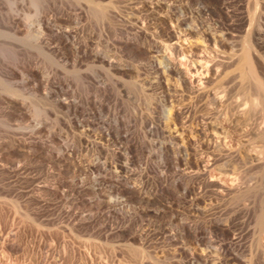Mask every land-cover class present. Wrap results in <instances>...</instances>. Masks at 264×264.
<instances>
[{
  "label": "rangeland",
  "instance_id": "obj_1",
  "mask_svg": "<svg viewBox=\"0 0 264 264\" xmlns=\"http://www.w3.org/2000/svg\"><path fill=\"white\" fill-rule=\"evenodd\" d=\"M248 1L0 0V264H264L253 232L264 201V6ZM179 15L195 29L181 43L194 61L231 58L209 83L221 105L191 101L177 76L170 94L156 79L162 57L192 79L165 48ZM45 25L68 31L67 45ZM245 40L253 73L241 76ZM254 99L257 110L234 119ZM171 104L183 113L175 122ZM207 120L223 125L213 163ZM196 157L205 159L197 173Z\"/></svg>",
  "mask_w": 264,
  "mask_h": 264
},
{
  "label": "bare ground",
  "instance_id": "obj_2",
  "mask_svg": "<svg viewBox=\"0 0 264 264\" xmlns=\"http://www.w3.org/2000/svg\"><path fill=\"white\" fill-rule=\"evenodd\" d=\"M32 1V3H33V5L34 6H37V4H38V0H31ZM102 1H106V0H91V2L94 4V5H96V6H102L103 7V4H104V2H102ZM111 0H108V2H110ZM210 1H213V2H215V3H218L220 0H210ZM250 1V0H249ZM248 1V2H249ZM252 1H254L257 5H263L264 6V0H252ZM251 1V2H252ZM165 2V1H164ZM207 2V1H206ZM225 2V1H224ZM228 2V1H227ZM247 2V1H246ZM158 3V2H157ZM156 3V4H157ZM168 3V2H167ZM204 3V2H203ZM226 3V2H225ZM254 3V4H255ZM165 4V3H164ZM252 4V3H251ZM255 4V5H256ZM154 5V4H153ZM210 6V5H209ZM220 6V5H219ZM102 7H100V8H102ZM142 7V6H141ZM143 8V7H142ZM179 8V7H178ZM148 9V8H147ZM153 9V8H152ZM162 9V8H161ZM262 9H264V8H262ZM165 10H166V8H165ZM169 10V9H168ZM147 11V10H146ZM156 11V10H155ZM164 11V10H163ZM174 11V10H173ZM228 11V10H227ZM261 11H264V10H261ZM148 12V11H147ZM180 12V11H179ZM149 13V12H148ZM177 14V13H176ZM179 14V13H178ZM182 14V13H181ZM229 14V13H228ZM154 15V14H153ZM163 15V14H162ZM184 15V14H183ZM166 17V16H165ZM165 17H163V20H164V22L166 23V18ZM178 17H181L180 15L178 16ZM223 17V16H222ZM254 17L255 16H250L249 17V23L250 24H252L253 23V21H254ZM29 18V17H28ZM162 19V18H161ZM247 20V19H246ZM187 21H186V19H185V17H181V18H179V20L177 21V26H175V25H172L173 23H175V22H173L172 24L171 23H168V25H167V29H166V31H167V35H168V39H169V44L167 45V46H165V48H168V50H170V51H172L173 52V54H175V56L177 55V57H179L180 56V58H183V59H185L187 62H188V67H189V71H190V73H191V81H189V79H186V77H185V75L183 74V69H182V65H178L176 62H170V61H168V60H166V59H164L161 55V57L163 58H160L159 60H155L156 58H154V62H153V65H154V68H155V70H156V79H157V81L166 89V93L167 94H170L169 92V86H168V84L170 83H168V79H170L169 77H173V76H177V78H179L180 80H181V82H182V84L185 86V87H187V90H189V92H191L192 94H190V95H192V97L190 96V98H191V101H194V99L196 100V99H201L200 101H202V99H204L205 98V101L206 100H209V101H212L213 103H216V104H218V105H221L223 102H224V95L222 94H220V92H219V90H217L216 91V87L214 86V87H211V86H209V83H210V81L211 80H213V79H219L221 76H222V73H224L222 70V67H223V65L225 64H227L230 60H231V58L229 57H226L225 56V58H228V60L229 61H226L225 59L223 60V59H216V57H215V59H213V58H211L209 55H207V54H197L196 56H195V60L196 61H194V57L190 54L191 53V49L189 50L190 51V55H187L186 53H188L187 51H185V50H183V46H182V44L183 43H186V41H188V39H189V35L190 34H192L194 31H195V29L192 27V26H190L188 23H186ZM160 24V23H159ZM45 27L47 28V29H49L50 31H51V33L55 36V37H57L58 39H59V41L63 44V45H67V43H68V38L70 37V33L68 32V31H61L60 33H58V31H55L54 30V28H52L50 25H45ZM178 27V28H177ZM254 27V26H253ZM251 32V31H250ZM206 35V34H205ZM222 35V34H221ZM225 35V34H224ZM72 36V35H71ZM220 36V35H219ZM233 37V36H232ZM211 38V37H210ZM231 38V37H230ZM251 39V38H250ZM226 40V39H225ZM230 40V39H229ZM219 41V40H218ZM231 41V40H230ZM183 42V43H182ZM217 42V41H216ZM182 43V44H181ZM188 43H189V41H188ZM221 43L225 46V44H227V41H224L223 39L221 40ZM161 44V43H160ZM164 45V44H163ZM185 45H187V44H185ZM81 46V45H80ZM220 46V45H219ZM227 46V45H226ZM249 43L245 40V47H244V49H243V53H244V55L242 56V57H239L240 58V60H239V64H238V69H239V71H240V74H241V76H246V75H248V74H251V73H253L252 72V68H251V66H250V59H252L250 56H249V54H248V49H249ZM231 47V46H230ZM185 49V48H184ZM189 49V48H188ZM224 49V48H223ZM222 49V50H223ZM79 50V49H78ZM82 52H85V50H86V48L85 47H82V49H80ZM193 50V49H192ZM154 51H156V50H154ZM195 51V50H194ZM217 51H218V49H217ZM227 51V50H226ZM186 52V53H185ZM193 52V51H192ZM198 52V51H197ZM223 52V51H222ZM225 53V52H224ZM195 55V54H194ZM218 55V54H217ZM156 56H158V55H156ZM228 56H230L229 54H228ZM93 57L95 58V59H97L98 61H101V62H105L106 64H108V65H114V63L111 61V60H108V59H105V57H103V56H101L99 53H97V52H95L94 54H93ZM193 57V58H192ZM224 57V56H223ZM232 57V56H231ZM258 60V59H257ZM192 61H194V62H192ZM231 62V61H230ZM262 64H264L263 62H262ZM233 66V65H232ZM256 67V66H255ZM260 68V67H259ZM262 68V67H261ZM227 70H225V72H226ZM230 71V70H229ZM226 73H228V71L226 72ZM225 74V73H224ZM242 79H243V77H241ZM245 78V77H244ZM175 79V78H174ZM226 79H228V78H226ZM257 79V78H256ZM172 80V79H171ZM245 80V79H244ZM258 80V79H257ZM243 81V80H242ZM259 81V80H258ZM176 82V81H175ZM215 82V81H214ZM220 82V81H219ZM221 82H223V80L221 81ZM245 82V81H244ZM256 83V82H255ZM258 83V82H257ZM171 84V83H170ZM181 84V85H182ZM219 84V83H218ZM217 84V85H218ZM175 85V84H174ZM161 87V86H160ZM177 88V87H176ZM174 89H175V87H174ZM263 94V93H262ZM174 95V94H173ZM189 96V95H188ZM188 96L186 97V99L188 98ZM168 97V96H167ZM190 98H189V100H190ZM175 99V98H174ZM198 100V101H199ZM61 101V100H60ZM172 101V100H171ZM191 101H189V103L191 102ZM197 101V100H196ZM199 101V102H200ZM204 100L202 101V102H205ZM208 102V101H207ZM182 103V102H181ZM184 103H187V101L186 102H184ZM193 103V102H192ZM198 103V102H197ZM210 103V102H209ZM236 103V102H235ZM180 104V103H179ZM205 105L207 104V103H204ZM61 105L62 106H66V103H64V102H62L61 103ZM171 105H173V104H171ZM191 105V104H190ZM193 105H194V103H193ZM197 105V104H196ZM195 105V106H196ZM240 105V104H239ZM183 106V105H182ZM192 106V105H191ZM231 106V105H230ZM229 106V107H230ZM251 106L252 107H250V108H248L247 106H241V107H239V106H237L236 108H235V111L233 112V117H234V119H237V120H239V121H244V120H247V118H248V116H250L249 114H250V112L252 111L253 112V110H255L256 108H257V106H259V101L257 100V99H254V101L252 102V104H251ZM179 107V106H178ZM187 107V106H186ZM212 107V106H211ZM199 108V107H198ZM213 108V107H212ZM217 108H219V107H217ZM228 108V107H227ZM182 109V108H181ZM186 109V108H185ZM201 109H203V108H201ZM209 109V108H208ZM171 113H172V121H177V119H179V118H181V114H183L182 113V111L179 109V108H177L176 107V105H175V107H174V105H173V107H171ZM188 110V109H187ZM233 110V109H232ZM257 110V109H256ZM210 111V110H209ZM208 112V111H207ZM229 112V111H228ZM255 113V112H254ZM260 113V112H259ZM259 113H256V114H259ZM206 114V113H205ZM205 114H203L204 116H205ZM191 116H192V114H190ZM208 114H206V116H207ZM193 116H195V111H194V113H193ZM210 116V115H209ZM255 116H257V115H255ZM190 117V116H189ZM197 117V116H196ZM211 117V116H210ZM194 118V117H193ZM184 119V118H183ZM187 119H190V118H187ZM208 119V118H207ZM211 119V118H210ZM182 120V119H181ZM185 120V119H184ZM192 120V119H191ZM183 121V120H182ZM186 121V120H185ZM227 121V120H226ZM259 121H260V119H259ZM192 122H193V120H192ZM200 122H202V121H200ZM225 122V121H224ZM238 122V121H237ZM236 122V123H237ZM247 122V121H246ZM241 123V122H240ZM175 124V123H174ZM178 124V123H177ZM188 124V123H187ZM203 124V129H205V130H208L209 129V132L207 131V132H202V129L200 130V132H202V133H204L205 134V137H206V139H207V141H206V143H205V145H204V148L206 147V148H208V150L210 151V149L209 148H212L211 149V152H213L212 153V155H211V153L209 152V154L211 155V163H213V161H216V160H218L219 158H221V156H222V154L224 155V153H222V151L224 152V150H223V146H222V139H223V136H221V134L220 133H218L219 131H216V130H214V129H216V128H218V127H221V126H223V125H221L220 123V125L214 120V121H211V120H207V121H204V123H202ZM237 125V124H236ZM242 125H244V124H242ZM261 125V124H260ZM264 125V124H263ZM226 126V125H225ZM175 127H176V125H175ZM248 128V127H247ZM244 129V128H243ZM204 130V131H205ZM180 132H183V131H180ZM250 132V131H249ZM257 132V131H256ZM251 133V132H250ZM249 133V134H250ZM181 134V133H180ZM203 134V135H204ZM245 134V133H244ZM246 134H247V131H246ZM245 134V135H246ZM254 135H257V134H254ZM259 136V135H258ZM264 136V135H263ZM262 136V137H263ZM257 137V136H256ZM261 137V136H260ZM264 138V137H263ZM195 139V138H194ZM205 139V140H206ZM193 140V139H192ZM204 140V139H203ZM190 141V140H189ZM200 141H202V140H200ZM263 142V141H262ZM189 143V142H188ZM204 143V142H203ZM190 144V143H189ZM200 145V144H199ZM197 147V146H196ZM200 147V146H199ZM262 148V147H261ZM194 149V148H193ZM257 149H260L259 147L257 148ZM207 150V149H206ZM261 150V149H260ZM194 151V150H193ZM255 151V150H254ZM226 152V151H225ZM228 152V151H227ZM260 152V151H259ZM258 151L256 152L257 154L259 153ZM261 154H262V152H260ZM190 154V153H189ZM208 154V153H207ZM226 154V153H225ZM199 155V154H198ZM263 155V154H262ZM261 155V156H262ZM193 157V156H192ZM224 157V156H223ZM194 158V157H193ZM209 159V158H208ZM258 159V158H257ZM222 160V159H221ZM193 161H194V159H193ZM209 161V160H208ZM207 161V162H208ZM220 161V160H219ZM252 161V160H251ZM253 161H257V160H253ZM263 161V160H262ZM261 161V162H262ZM258 162H260V161H258ZM188 163V162H187ZM195 163L196 164H194V165H196V170H194L193 168H192V170H194L193 172H195V173H197L198 171H200L199 170V168H200V166L201 167H204V166H202V165H204V163H205V159H203V158H201V157H196L195 158ZM192 164V163H191ZM222 164V163H221ZM255 164H256V162H255ZM254 164V165H255ZM190 165V164H189ZM188 165V166H189ZM207 165H209L208 163H207ZM211 165V164H210ZM258 165V164H257ZM192 166V165H191ZM126 167V164L124 165V164H119L118 165V168H120V169H123V168H125ZM190 167V166H189ZM206 172V171H205ZM194 173V174H195ZM210 183H213V185H215V186H217V191L219 192H225V191H229L230 189H231V187H229V186H226V184H224L223 182H221V181H218V180H212V179H209L208 180ZM214 186V187H215ZM231 186V185H230ZM133 188V187H132ZM237 188V187H236ZM235 188V189H236ZM232 190H233V188H232ZM231 190V191H232ZM236 192L238 191V190H235ZM136 195V194H135ZM140 198H142V197H140ZM195 199V198H194ZM261 199V198H260ZM263 201V200H262ZM3 202V201H2ZM260 215H258L257 217H254L253 216V218H255L253 221H254V227L255 228H253V232H255L256 233V235H257V243H256V250H255V253L256 254H259V256H261L262 258H263V260H264V241H261V239L260 238H262L260 235H262V234H264V201L262 202V204H261V212L259 213ZM244 218V217H243ZM252 218V219H253ZM251 219V218H250ZM226 222V221H225ZM243 222V221H242ZM251 222V221H250ZM245 223V222H244ZM189 227H190V225H188ZM249 226V225H248ZM189 227H187L188 229H189ZM241 227V226H240ZM231 228V227H230ZM249 228V227H248ZM187 229V230H188ZM191 229H193V228H191ZM241 229V228H240ZM223 231H224V233H226L227 235H228V233L230 232L229 231V229H228V227H224L223 228ZM244 232L246 231V230H243ZM191 232V231H190ZM194 232V236H196L195 238H203L202 237V235L199 233V232H196L195 230L193 231ZM241 232V231H240ZM239 232V233H240ZM248 232V231H247ZM223 233V232H222ZM203 234V233H202ZM133 236V235H132ZM244 236V235H243ZM129 237H131V235L129 236ZM135 238V237H134ZM230 238V237H229ZM235 238V237H234ZM253 238H255V237H253ZM129 239V238H128ZM132 239V238H131ZM200 240V239H199ZM130 242V241H129ZM240 242V241H239ZM132 243V242H131ZM134 243V242H133ZM255 244V243H254ZM129 245V244H128ZM127 245V246H128ZM126 246V247H127ZM131 246V245H130ZM136 247V246H135ZM253 247V246H252ZM137 248V247H136ZM13 249V248H12ZM17 249V248H16ZM221 249H222V252H223V254L226 256V257H230V256H233L234 258H237L238 259V257H237V254L233 251V248L230 246V243L229 242H223L222 244H221ZM14 250V249H13ZM13 250H11V251H13ZM138 250V249H137ZM253 250V249H252ZM135 253V252H134ZM138 254V253H137ZM253 254V253H252ZM240 255V254H239ZM260 257V258H261ZM245 258V257H244ZM244 258H242V259H238L239 260V264H252L251 263V259L250 258H248V259H246L245 258V260H243ZM256 258V257H255ZM232 259V258H231ZM259 259V258H258ZM235 260V259H234ZM237 260V261H238ZM142 261V260H141Z\"/></svg>",
  "mask_w": 264,
  "mask_h": 264
}]
</instances>
